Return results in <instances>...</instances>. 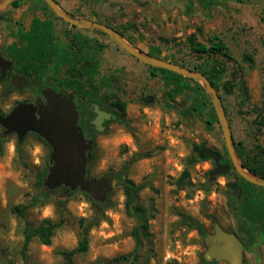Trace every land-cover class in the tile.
Segmentation results:
<instances>
[{"label":"rangeland","instance_id":"rangeland-1","mask_svg":"<svg viewBox=\"0 0 264 264\" xmlns=\"http://www.w3.org/2000/svg\"><path fill=\"white\" fill-rule=\"evenodd\" d=\"M57 2L75 18H95L117 29L127 42L143 53H153L162 60L189 67L205 68L206 59L192 53L189 37L195 35L198 42L210 45L213 37L219 36L241 67L236 86L226 92L222 83L231 77L233 64L223 63L226 73L218 90L234 144L246 153L241 150L238 158L243 164L245 160L264 156V0ZM50 9L40 0H20L17 7L1 10L0 53L16 40L18 30L27 31L36 17L51 20L63 44L74 35L89 40V52L98 61L96 81L100 85L107 82L103 92L115 83L113 91L126 103L125 120L130 125L127 129L115 121L96 134L91 177H106L111 171L126 168L128 177L143 187L139 204L153 216L150 221L153 244L143 251V264H199L208 248L207 242L197 231L184 226L178 213L185 212L208 228L212 226L208 217H212L225 229H233L241 219L239 211L244 200L234 198L232 192L233 199L229 198V185L243 182L235 175L224 174V170L217 173L216 180L207 187L208 172L218 167L212 161L190 166L185 188L178 186L194 144H205L216 154L226 157L219 122L212 126L206 122L211 106L206 103L202 109L192 111L196 86L184 79L180 81L187 82L194 92L187 88V96H180L177 101L191 97V102L185 108L168 106L165 94L172 85L167 84L165 75H152L148 65L135 60L108 35L90 28H73L63 19H57ZM244 54L253 57V66L243 61ZM5 88L6 84L0 82V110L5 114L16 104L33 99L30 88L7 93ZM6 137L0 155V264H59L61 250H73L78 246L81 239L79 220L85 218L89 222L93 219V203L76 193L67 197L63 214L53 199L33 208L28 221L34 226L45 218L57 222L63 219L64 222L50 246L34 238L23 253L25 222L13 214L11 208L33 201L38 192L36 174L45 168L51 148L35 137L25 138L21 143L26 159L21 162L16 135ZM37 148L40 149L38 153ZM138 154L141 158L134 160ZM221 178L224 183L220 182ZM258 187L263 189L264 196V187ZM136 226L137 220L126 211L124 191L115 184L104 219L90 232L89 250L76 255L75 264H96L129 253L135 247L132 233ZM218 264L228 263L218 261ZM245 264H264V247L259 259L247 254Z\"/></svg>","mask_w":264,"mask_h":264},{"label":"trees","instance_id":"trees-1","mask_svg":"<svg viewBox=\"0 0 264 264\" xmlns=\"http://www.w3.org/2000/svg\"><path fill=\"white\" fill-rule=\"evenodd\" d=\"M19 1L20 0H15L10 6L17 7ZM40 1L45 5L46 8L50 9L43 0ZM55 1L57 2V0ZM55 17L61 20V18L56 16V14ZM88 19L95 22L98 21L95 18L89 17ZM98 23L103 24L102 22ZM72 27L76 28L75 26ZM16 36V40L12 44H10L3 53H1L6 59L12 62L11 70L7 73L6 77L2 78L0 75L1 83L6 84L8 78L28 80V87L36 95H40L41 90L46 85H50V80H53L54 82H60L61 85L66 88L72 89L73 91H78L79 94L87 96L92 100L96 101L99 96L104 100H112L113 105L117 109V111H115V113L118 115L117 122H120V124H122L125 128L130 129L129 122L125 120L126 103L122 101L113 91L115 83L113 82L110 85V90L103 92V85L107 82L105 83L104 81L100 85L96 81L98 61L95 56L89 54L91 48L87 44V41L82 40L80 37L74 36L68 43L63 44L60 40H58L56 36L54 23L51 20L41 19L39 17H36L31 21L29 29L27 31L18 30ZM210 42V45H205L198 42L195 35H191L189 37V45L192 53L199 55V57L206 58L205 68L189 67L178 62L174 63L193 71L202 73L215 87L218 94L220 84L223 80V75L226 73V68L223 63L228 64L232 62L233 71L231 73V77L224 83H222L225 91L229 92L236 86V83L241 74V67L235 61V59L230 56L227 45L219 36L215 35ZM150 55L153 57H158V55L153 53H150ZM243 61L249 63L250 66L254 65V59L249 54L243 55ZM149 69L151 71V74L154 76H156L157 73H162V75H165L163 77L166 79L167 84L172 85L170 90H168L165 94L167 98L166 104L168 106L185 108L191 102V97H184L181 101H177L178 97L184 95L187 96V88L193 91V89L187 82L180 81L181 79H184L185 81L194 83L196 86L197 92L195 94L193 93L192 96V111H198L199 109H202V107L206 103H208L211 106L212 111L209 114V118L206 122L207 124H209V126L218 123V119L216 113L213 110L212 103L199 82L167 71L165 69L155 68L151 66H149ZM225 114L227 115L226 110ZM30 136L35 137L48 145L38 135L30 133L26 138ZM6 138L7 137L3 133L0 134V155L3 154L2 144ZM235 148L238 155H240L241 150L246 155L245 151H243V148H241V150L240 148H237V146H235ZM213 153L215 152L209 149V147H207L205 144H194L191 154L187 159V167L184 169L178 181V186L182 189L185 188L186 181L190 177V166H194L200 162L207 161H212L215 166H226L223 169L224 174L235 175L240 181L245 183V185L242 186H240L239 182L231 183L229 185L228 191V196L230 199H233V197L230 195L231 192L234 193L237 191V193H243L245 202L241 204L239 211V213H241V224L251 227V229L257 230L262 223L263 217L261 216V213H264V200L261 199L260 195H252V190H250V188H254L259 191H262L263 189L244 180L238 175V173L232 166L226 150L224 154L226 155L225 158L227 159V165L221 164V154L213 156ZM17 154L19 160L21 162H25L26 155L24 153V150L22 149V143L19 141L17 143ZM141 156V154L136 155L134 160L141 158ZM94 160L95 155L93 153L92 160L88 164L87 168L88 178H91V167ZM243 165L251 173L264 178V156L253 157L251 161L245 160V162H243ZM48 169L49 159L46 163L45 168L39 170L36 174L35 179L38 192L33 201L30 204H18L11 208V212L25 222L24 245L22 249L23 253L28 250V247L34 238H36L41 244L50 246L52 244L53 237L55 236L56 232L62 227L64 222L63 219L57 222L49 218H45L42 219L36 226H34L28 221V216L33 208L39 205H45L52 199L54 200L61 214H63L66 209L67 198H60V195L63 193L64 188L62 187L57 189L55 192L57 193L59 191L60 193L56 195L55 192L51 193L43 185ZM106 177H111L115 184H119L122 187L126 199V211L130 216L134 217L137 220V226L132 233L133 239L135 241V247L129 253L118 255L109 261L98 262L96 264H143V251L146 247L152 248L153 244V234L150 229V221L153 216L149 213L148 209L141 207L139 204V197L143 187L136 184L132 179L128 177L126 168L119 171H111L108 175H106ZM208 177L207 187L210 186V183L216 180L217 176L213 175L211 170L208 172ZM231 187L236 188L237 190H232L230 189ZM238 187L240 188L238 189ZM76 193H80L92 201L94 207V217L89 222L85 218H81L79 220L81 239L78 243V246L73 250H61L59 254L62 258V261L59 264H75V256L78 254H83L89 250L90 232L96 225H98L101 220L104 219L105 211L109 206V197L112 194L111 193L108 196L107 201L102 204L93 201L87 194L82 193L79 190L71 192L68 197H72ZM178 215L180 216L181 222L184 226H186L190 230L197 231L204 240L208 238V236L210 235V231L213 229L212 226L208 228L199 219L185 212H179ZM208 218L212 221V223L217 222L216 219H213L212 217ZM199 264H218V261L203 256Z\"/></svg>","mask_w":264,"mask_h":264},{"label":"water","instance_id":"water-1","mask_svg":"<svg viewBox=\"0 0 264 264\" xmlns=\"http://www.w3.org/2000/svg\"><path fill=\"white\" fill-rule=\"evenodd\" d=\"M15 0L0 1V11L10 6ZM57 16L75 27L98 30L119 44L126 52L139 59L144 64L165 69L183 77L195 80L207 92L214 107L227 153L235 171L244 180L264 187V178L251 173L238 158L229 121L225 114L221 99L215 87L202 73L182 67L178 64L153 57L143 53L127 42L124 37L113 28L82 18H75L65 12L55 0H43ZM12 62L0 53V75L5 78L11 70ZM29 85L28 80L11 78L4 92L13 89L22 90ZM44 102H20L7 114L0 110V127L3 134L16 135L19 142L30 133L41 137L51 148L49 155V169L44 179V187L54 193L59 188H64L60 198L65 199L71 192L79 190L87 194L97 203H105L108 196L114 191L115 183L111 177L88 178L87 168L92 160L93 141L87 142L84 133L78 125L79 115L73 101V95L57 93L53 88L41 91ZM95 125L98 132L103 131L102 122L110 118V114L95 105ZM213 153V156H216ZM226 166L219 165L213 172L216 175ZM213 234L206 239L208 248L206 258L225 261L228 264H243L244 247L236 234L226 231L218 222L212 223ZM246 237V234H243ZM260 250L256 248V257L260 258Z\"/></svg>","mask_w":264,"mask_h":264},{"label":"flooded vegetation","instance_id":"flooded-vegetation-1","mask_svg":"<svg viewBox=\"0 0 264 264\" xmlns=\"http://www.w3.org/2000/svg\"><path fill=\"white\" fill-rule=\"evenodd\" d=\"M114 30H116L117 32H119L122 35V33L120 31H118L117 29H114ZM82 40H84V39H82ZM86 41L88 44L89 40L86 39ZM89 54H90V52H89ZM129 55L131 57H134L131 54H129ZM134 59L139 60L136 57H134ZM10 79L11 78H8V80L6 82V86L8 85ZM18 80H21V79H18ZM48 87L53 88L57 93H68V94L73 95V101L76 105L78 115H79L78 125L82 129V131L84 133V137L87 140V142L93 141V150H92V154H93L94 147H95V136L97 133H99L97 131L96 125H95V119L97 117V114L95 113V105H98L100 110L110 114V118H108V119L105 118L104 121L102 122V127H103V131H104L110 123L115 122V121L117 122V120H118V115L115 113V111H117V109L113 105V101L112 100L111 101L104 100L100 96L96 99V101L92 100L87 96L79 94L78 91H73L72 89L66 88V87L62 86L60 82H54L53 80H50V85H46L43 89L48 88ZM26 88H29V87L27 86ZM14 90H17V89H14ZM32 96H33L32 100H30V101L25 100V101L26 102H33V103H37L39 100H42L43 102L45 101L44 98L42 97L41 93H40V95H36L32 91ZM3 114H5V113H3ZM220 160H221L220 161L221 164L227 165V159L223 155L221 156ZM242 185H243V183H240V186H242ZM239 188L240 187H238V189ZM233 189H236V188L232 187V190ZM256 190L257 189L252 188V192H251L252 195H260L261 199L264 200V196L262 195V192L256 191ZM234 196H235L234 198L240 199V198H243V193H241V192L237 193V191H236V192H234ZM244 202H245V199L243 200L242 203H244ZM261 214H262L261 216L263 217L262 223L257 230L251 229V227H248V226H245L244 224H241V221H237V223L235 224L233 229H225L222 226L226 231L236 234V236H238V238L242 242V245L244 247V254H243V263L244 264H245L247 254H253L256 257V248H259L260 253H261L262 248L264 247V213L262 212ZM243 234H246V237H244Z\"/></svg>","mask_w":264,"mask_h":264},{"label":"clouds","instance_id":"clouds-1","mask_svg":"<svg viewBox=\"0 0 264 264\" xmlns=\"http://www.w3.org/2000/svg\"><path fill=\"white\" fill-rule=\"evenodd\" d=\"M40 151V149L39 148H37L36 149V152L38 153ZM38 162V161H37ZM221 183H224V180H223V178H221V181H220Z\"/></svg>","mask_w":264,"mask_h":264}]
</instances>
